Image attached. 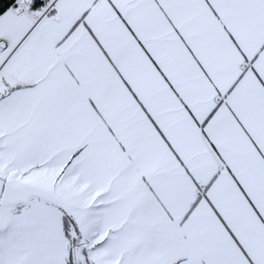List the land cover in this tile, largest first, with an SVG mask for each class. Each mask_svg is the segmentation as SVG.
<instances>
[{
  "label": "snow or ice",
  "instance_id": "obj_1",
  "mask_svg": "<svg viewBox=\"0 0 264 264\" xmlns=\"http://www.w3.org/2000/svg\"><path fill=\"white\" fill-rule=\"evenodd\" d=\"M0 264H264V0H0Z\"/></svg>",
  "mask_w": 264,
  "mask_h": 264
}]
</instances>
